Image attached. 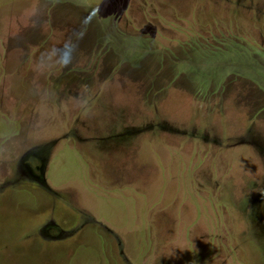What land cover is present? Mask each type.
Segmentation results:
<instances>
[{
	"label": "rangeland",
	"instance_id": "rangeland-1",
	"mask_svg": "<svg viewBox=\"0 0 264 264\" xmlns=\"http://www.w3.org/2000/svg\"><path fill=\"white\" fill-rule=\"evenodd\" d=\"M0 264H264V0H0Z\"/></svg>",
	"mask_w": 264,
	"mask_h": 264
}]
</instances>
